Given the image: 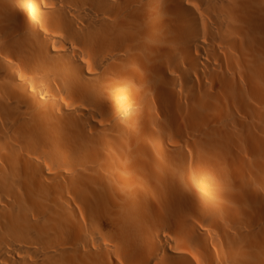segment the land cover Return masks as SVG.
<instances>
[{
  "label": "bare ground",
  "instance_id": "1",
  "mask_svg": "<svg viewBox=\"0 0 264 264\" xmlns=\"http://www.w3.org/2000/svg\"><path fill=\"white\" fill-rule=\"evenodd\" d=\"M0 264H264V0H0Z\"/></svg>",
  "mask_w": 264,
  "mask_h": 264
}]
</instances>
